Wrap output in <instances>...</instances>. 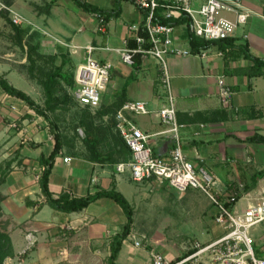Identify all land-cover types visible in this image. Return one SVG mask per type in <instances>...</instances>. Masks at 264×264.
<instances>
[{"label":"crops","instance_id":"0c3cea01","mask_svg":"<svg viewBox=\"0 0 264 264\" xmlns=\"http://www.w3.org/2000/svg\"><path fill=\"white\" fill-rule=\"evenodd\" d=\"M84 1L99 9L118 10L119 14L108 22L106 28L99 29L96 16L82 11L71 0H55L54 3H51L53 0H0L5 11H0V21L9 25L6 13L9 10L34 24L42 34L69 44L65 54L68 53V60L75 69L83 61L84 47L92 45L95 48L93 58L112 65L109 83L96 109H111L99 119L101 127L106 128L100 144L103 147L105 144L109 150L117 149L111 138L116 134L120 137L116 127L117 111L127 102L142 101L149 114L126 113L125 117L146 135H151L149 145L153 153L163 155L171 144L158 135L164 127L156 113L165 104V93L158 80L157 65L152 59L141 57L140 67L135 71L132 66L121 62L119 56V50L130 35L128 27L139 26L144 14L126 0ZM240 2L251 16L247 24L237 29L234 45L245 47L251 56L264 61V0ZM9 28L11 33L10 25ZM78 35H81L82 42L77 39ZM180 39L179 45L186 47L184 38ZM167 64L176 120L185 126L180 133L185 156L215 173L223 184L247 182L264 165V146L244 141L254 134L264 137V75L248 78L245 72L253 66L251 60L238 49L229 51L224 57L216 46L206 50L204 57H168ZM220 81L231 90L227 101L219 95ZM119 103L123 105L116 108ZM199 125L204 128L200 129ZM58 133L62 134L61 129ZM54 144V134L46 121L29 110L24 101L5 94L0 88V159H10L18 153L16 161L20 162L13 164V170L0 186L3 196L1 217L8 221L7 232L13 247V256L4 264L90 263L91 250L94 247L108 250L109 240L120 233L126 223L120 207L108 198L98 199L76 213H63L44 204L38 183L41 171L38 160L41 155L49 156ZM70 144H64L54 159L48 177L52 197L80 198L108 190L113 185L123 195L121 188L130 186L133 192L128 202L134 212L133 224L115 263L151 264L149 251L152 249L133 245V240L138 241L133 233L135 211L144 201L145 190L150 185L133 182L128 173L117 174L114 165L96 162L81 141ZM122 144L125 145L123 140ZM102 145L100 150H103ZM64 158H70V162L64 163ZM228 191L223 190L225 195ZM188 192L193 191L185 192L183 197ZM263 192L264 176L252 190L242 195L235 209L240 210L241 200L245 201L244 208L256 204ZM27 201L34 205H26ZM212 215L214 217V212ZM251 235L258 248L264 241V224L252 229ZM160 249L167 258H174Z\"/></svg>","mask_w":264,"mask_h":264},{"label":"built area","instance_id":"2783aa9c","mask_svg":"<svg viewBox=\"0 0 264 264\" xmlns=\"http://www.w3.org/2000/svg\"><path fill=\"white\" fill-rule=\"evenodd\" d=\"M144 14L141 26H129L128 39L135 43L134 48L128 46V39L119 50L121 62L132 66L133 57L152 59L158 70V80L165 93V104L156 115L164 127L158 135L169 140L170 147L163 155L153 153L149 145L151 135H146L139 127L131 123L126 113L147 115L150 111L142 101L127 102L117 111V129L124 144L131 153V160L114 166L117 174L128 173L130 179L138 184L148 183L159 188L168 187L178 194L197 191L203 194L214 208L213 223L221 230V234L205 244L196 243L192 252L173 259L167 258L159 250H150L151 264H264V241L256 249L251 235L254 228L264 224V192L259 201L244 209L234 208L229 211L224 202L237 195L243 187L236 183L229 190L218 176L198 166L188 159L182 150L181 130L184 125L176 120L175 98L171 89L167 58L171 56H205V51L191 53L189 43L183 40L186 47L179 45L185 29L197 38L207 41H218L223 38H234L237 29L247 24L251 12L240 0H128ZM177 19L184 21L173 26L165 21ZM17 26L22 25L18 15L12 17ZM182 30L181 35L176 30ZM245 37V36H244ZM95 48L84 47L83 62L74 73L72 97L82 107L96 110L101 103L103 92L110 79L112 65L101 63L93 58ZM219 95L227 101L231 90L219 82ZM203 129V125H199ZM195 135H198L195 132ZM64 163L70 158H64ZM134 239V238H133ZM135 248H142L140 241L133 240ZM258 253L260 255H258ZM262 253V254H261Z\"/></svg>","mask_w":264,"mask_h":264},{"label":"rangeland","instance_id":"374dc122","mask_svg":"<svg viewBox=\"0 0 264 264\" xmlns=\"http://www.w3.org/2000/svg\"><path fill=\"white\" fill-rule=\"evenodd\" d=\"M1 10L5 12L4 7L0 5ZM6 13L7 20L12 22V17L16 14L9 10ZM21 19L23 22L19 25L23 32L20 35L21 42L12 29L10 33L9 25L5 21H0V77H4L14 88L27 94L38 106L45 109L42 82L46 74L58 67L63 59L65 63L63 70L74 74L75 67L68 61L66 57L68 53L66 55L64 53L66 49L69 50V44L48 34H42L34 24ZM180 31L182 30H176L177 33ZM78 37L77 39L82 42L81 35ZM72 90L63 82H58L52 102L54 109L47 111V115L50 122L55 124L57 129H61L65 143L75 145L77 141H81L77 131L81 112L97 118L95 120L97 125H101V122L98 117L100 109L95 110V113L86 107H80L72 97ZM105 90L100 93L101 98ZM40 118L48 125L46 119ZM3 162L4 159H0V163ZM229 183L224 184L229 188L231 186ZM148 187L145 190L147 195L144 201L135 211L133 230L143 247L155 250L161 248L160 250L172 257H180L193 250L196 243L205 244L221 234V230L211 220L215 210L210 206V201L199 194L200 192H188L183 197L185 193L178 194L172 189L151 185ZM121 189L127 201H131L133 192L131 187L123 186ZM244 206L245 201L241 200L239 209ZM7 225L9 227V224ZM107 251L106 247H94L89 257L90 263L88 261L87 264H107L105 256ZM86 257L88 260V256Z\"/></svg>","mask_w":264,"mask_h":264},{"label":"trees","instance_id":"16d2710c","mask_svg":"<svg viewBox=\"0 0 264 264\" xmlns=\"http://www.w3.org/2000/svg\"><path fill=\"white\" fill-rule=\"evenodd\" d=\"M54 1L55 0H53V2L51 3H54ZM71 1L76 7H78L82 11L86 13L94 14L98 20L99 29L106 28L108 22L111 19L117 17L119 14L118 10L108 11V10L99 9L98 7L89 4L84 0H71ZM7 22L11 26V29L15 32V35L19 38L18 41L21 42L22 36L20 37V35L23 33L21 31V27L14 25L10 20H7ZM183 22L184 21H180L177 19L165 21V23H170L173 26H178ZM141 24H143V22ZM182 38L188 41L191 53L193 54H197L202 50L206 51L212 46H216L218 51L224 57L227 56L229 51H233L235 49L241 50L242 53L244 54V57L248 58L253 63V66L245 72L246 76H248V78H252L259 75H264V61L251 56L245 47L235 46L233 38L228 37V38L220 39L218 41H207L204 39L194 37L190 33L188 27L183 32ZM128 46L130 48H134L135 47L134 41L128 39ZM140 59H141L140 55H135L133 57L132 67L135 71H137L140 67ZM64 64L65 63L63 59L58 67H55L54 70L46 74V77L42 82V88L45 93V106H46L45 109H42L40 106H38L27 94L14 88L4 77H0V88L3 90L5 94L24 101L28 109L33 111L35 115H38L46 119L48 121L50 132L54 134L55 144L52 152L47 157L41 155L38 160L39 166L41 168L38 183H39L40 194L44 198V204H47L52 209L63 213H76L84 210L91 203L95 202L98 199L108 198L113 200L122 210L126 218V223L122 231L120 233L115 234L109 240V246H108L109 255L107 257V264H116L115 260L121 249L122 242L126 240L127 237L130 235L131 227L133 224V213H134L133 208L131 207L130 203L125 199V197L120 192L116 191L114 185L108 190H99L93 194H89L85 197H80V198H70L67 195H61L58 198H53L49 190L48 177L51 173L54 159L56 155L60 152L63 145L66 143L63 139L64 138L63 135L58 133V129L55 126V124L50 122L49 117L47 115L48 113L47 111H51L52 109H54L52 102L54 99L55 87L58 84V82L61 81L67 87L72 89L74 87V74L67 73L66 71H64L63 70ZM124 91L125 88L123 89L122 93H124ZM122 105L123 104L119 103L116 105V108H119ZM110 110L111 109L107 110L105 108H102L98 113V117L100 118L103 114L109 113ZM115 110L116 109H114L113 112ZM95 120H97V118L89 115V113L81 112L77 122L78 125L77 131L79 129L81 130V132H79L81 137V142L85 145L87 152L91 156V158L98 163L114 165V166L118 163H126L130 161L131 153L129 149L122 144V140L119 136H117V134L111 135V138H113L112 140L114 145L113 147L117 148L116 150L115 149L109 150L105 148L106 147L105 144H104L105 147H103V145L100 144L99 140L101 137L104 136V131H106V128L101 127V125H97ZM244 141L246 143H258L264 146V137L258 134H254L246 138ZM101 145L103 147V150L99 149ZM17 155L18 153H15L13 157H11L10 159L7 158L4 160L3 163H0V186L5 183L6 177L13 170V164L16 163V165H18L20 163L16 161ZM263 176H264V165L260 171H256L255 173H253L249 178V180L243 183L242 190L237 195L230 196L224 202V206L229 211H232V209L240 200L242 195L252 190L256 186L257 181ZM231 186L233 188L234 186H236V184L232 183ZM230 187H229V191H232ZM2 201H3V196L0 193V264H4V261L7 258L13 256V247L9 233L7 232L8 222L5 223V221H3L1 217ZM26 205L30 206V205H34V203L27 201ZM211 207L213 206L211 205ZM190 252L192 251H189L188 253ZM258 255L260 254L258 253Z\"/></svg>","mask_w":264,"mask_h":264}]
</instances>
